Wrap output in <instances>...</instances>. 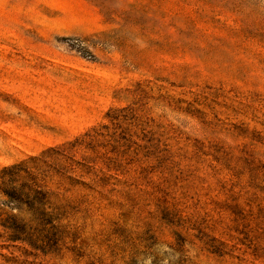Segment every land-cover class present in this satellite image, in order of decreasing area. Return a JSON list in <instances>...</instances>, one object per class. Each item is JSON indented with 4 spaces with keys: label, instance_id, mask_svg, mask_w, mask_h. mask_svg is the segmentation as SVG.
I'll return each mask as SVG.
<instances>
[{
    "label": "rangeland",
    "instance_id": "1",
    "mask_svg": "<svg viewBox=\"0 0 264 264\" xmlns=\"http://www.w3.org/2000/svg\"><path fill=\"white\" fill-rule=\"evenodd\" d=\"M45 152L0 264H264V0H0V171Z\"/></svg>",
    "mask_w": 264,
    "mask_h": 264
},
{
    "label": "trees",
    "instance_id": "2",
    "mask_svg": "<svg viewBox=\"0 0 264 264\" xmlns=\"http://www.w3.org/2000/svg\"><path fill=\"white\" fill-rule=\"evenodd\" d=\"M75 147H77V141L71 144L68 150H63L60 155L68 156ZM46 154L48 153L45 152L38 159L24 161L0 171V195L5 197V203L8 207L14 205L18 210L30 214L31 222L41 228L54 220L53 211L56 213V219H59L69 208L68 205H63L47 211L50 205V194L46 191L45 185L47 174H44L47 171L39 172L40 166H45L48 162ZM0 223L11 241H29L30 223L20 224L15 217L2 214H0Z\"/></svg>",
    "mask_w": 264,
    "mask_h": 264
}]
</instances>
